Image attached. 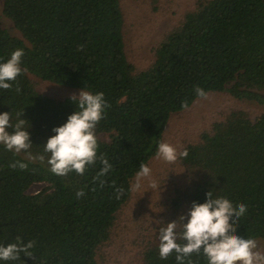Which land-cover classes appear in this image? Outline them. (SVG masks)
Masks as SVG:
<instances>
[{
  "label": "trees",
  "instance_id": "obj_1",
  "mask_svg": "<svg viewBox=\"0 0 264 264\" xmlns=\"http://www.w3.org/2000/svg\"><path fill=\"white\" fill-rule=\"evenodd\" d=\"M121 1L4 0V15L24 40L0 26V63L23 49L21 66L27 72L11 90L0 89V114L11 113L14 125L24 111L21 119L30 123L26 128L31 125L30 152L45 160L29 161L26 153L0 145V245L15 243L17 236L25 243L35 241L29 250L33 257L21 253V260L0 264H98V250L110 240L119 211L131 199L140 164L148 165L156 156L171 116L185 111L182 102L189 109L201 99L197 86L207 95L228 92L237 100L264 105V0H199L158 45L154 63L141 72L126 54ZM29 74L102 92L110 105L95 129L98 159L83 175L53 174L50 153L44 151L53 129L79 109L70 98L57 101L38 93ZM185 149L182 163L199 173L189 211L213 191L214 198L246 206L236 222L238 235L264 240V115L253 121L237 112ZM102 155L113 167L97 179ZM17 161L27 169L11 167ZM35 184L47 186L29 194ZM81 190L84 196L77 197ZM189 259L208 264L202 250L185 264ZM143 264H177L176 253L161 259L158 245L144 253Z\"/></svg>",
  "mask_w": 264,
  "mask_h": 264
},
{
  "label": "rangeland",
  "instance_id": "obj_2",
  "mask_svg": "<svg viewBox=\"0 0 264 264\" xmlns=\"http://www.w3.org/2000/svg\"><path fill=\"white\" fill-rule=\"evenodd\" d=\"M198 2L121 1L126 54L137 72L148 69L154 63L158 45L181 25L187 14L197 8ZM3 10L4 0H0V26L13 37L24 40ZM28 78L38 93L57 101L70 98L72 94L78 96L81 91L44 81L32 74ZM237 112H243L255 121L264 115V105L237 100L228 92L209 93L206 99L201 98L189 109L171 116L163 142L183 151L189 145L198 144L201 136L211 133L215 124L226 122ZM103 139L106 140V137ZM148 166L152 170L151 177L142 179L139 189L135 188L137 176L132 181L131 199L119 211L110 240L98 250V264H143L144 253L159 245V228L166 227L167 223L177 221L189 212V195L199 180V173L190 170L180 158L175 163H167L155 156ZM151 181L161 186L159 191L149 186ZM46 186L35 184L28 193L36 194ZM180 228H177V233ZM256 241L258 250L264 252V240Z\"/></svg>",
  "mask_w": 264,
  "mask_h": 264
},
{
  "label": "clouds",
  "instance_id": "obj_3",
  "mask_svg": "<svg viewBox=\"0 0 264 264\" xmlns=\"http://www.w3.org/2000/svg\"><path fill=\"white\" fill-rule=\"evenodd\" d=\"M25 55L23 49H16L11 53L10 59L0 63V89L11 90L13 82L27 68L22 67V58ZM16 92L21 91L17 85ZM197 97L206 99L207 93L203 88L194 89ZM70 99L76 104L77 110L67 119V122L53 129L54 136L47 140L44 151L50 153L47 160L50 171L57 176H65L72 171L83 175L88 166L94 165L98 159V141L95 129L104 118L106 109L110 105L106 102L102 92L93 94L90 91L81 90L79 95L72 94ZM183 109L188 108L187 102H182ZM23 113L17 114V122L13 125L11 113L0 114V145L7 151L19 154L26 153L29 161L39 160L44 162L43 155L33 156L30 149L33 147L27 127L30 123L21 119ZM9 129H12L10 132ZM187 149L178 151L175 146L167 142L158 145L156 158L167 163H175L178 158H186ZM99 160L103 165L97 175L104 176L112 170V164L105 156ZM27 169V164L17 161L11 167ZM151 168L140 164L137 172L135 188L141 187V180L151 177ZM101 181V187H103ZM151 188L159 191L160 187L155 181H151ZM123 193V189H117ZM84 192L78 191L77 197L84 196ZM246 206L239 204L234 206L224 197H213V191L206 194V201L202 204L193 202L191 210L179 217L177 221L159 228V255L161 259H167L173 252L176 253L177 264H185V259L193 253L199 255L201 250L207 257L208 264H264V252L258 250L257 241L253 238H243L237 234L236 222L246 212ZM187 219V223H184ZM158 224L161 222L157 221ZM182 227V232L177 233V228ZM178 240L184 241L183 244ZM35 246V241L25 243L21 237H16V242L7 246L0 245V261L21 260V253L26 257H33L29 251ZM191 264V260H188Z\"/></svg>",
  "mask_w": 264,
  "mask_h": 264
}]
</instances>
